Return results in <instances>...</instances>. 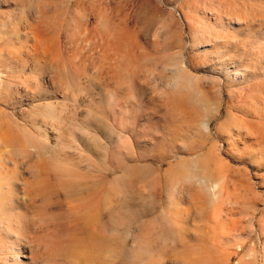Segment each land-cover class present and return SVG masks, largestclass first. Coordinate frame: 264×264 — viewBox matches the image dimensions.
Here are the masks:
<instances>
[{
    "label": "rangeland",
    "instance_id": "rangeland-1",
    "mask_svg": "<svg viewBox=\"0 0 264 264\" xmlns=\"http://www.w3.org/2000/svg\"><path fill=\"white\" fill-rule=\"evenodd\" d=\"M0 264H264V0H0Z\"/></svg>",
    "mask_w": 264,
    "mask_h": 264
},
{
    "label": "bare ground",
    "instance_id": "bare-ground-1",
    "mask_svg": "<svg viewBox=\"0 0 264 264\" xmlns=\"http://www.w3.org/2000/svg\"><path fill=\"white\" fill-rule=\"evenodd\" d=\"M51 63H53V64H58L59 62H55V61H53V60H51ZM10 221H11V219H9ZM9 229L11 230L12 229V227H11V224H9Z\"/></svg>",
    "mask_w": 264,
    "mask_h": 264
}]
</instances>
